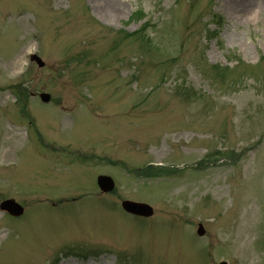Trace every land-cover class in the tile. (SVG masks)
<instances>
[{"label":"rangeland","instance_id":"1","mask_svg":"<svg viewBox=\"0 0 264 264\" xmlns=\"http://www.w3.org/2000/svg\"><path fill=\"white\" fill-rule=\"evenodd\" d=\"M114 1L0 0V264H264V0Z\"/></svg>","mask_w":264,"mask_h":264},{"label":"water","instance_id":"2","mask_svg":"<svg viewBox=\"0 0 264 264\" xmlns=\"http://www.w3.org/2000/svg\"><path fill=\"white\" fill-rule=\"evenodd\" d=\"M31 60L35 61L39 67L44 66V62L37 56H33ZM40 97L41 100L44 102L50 101V97L48 94H41ZM98 185L101 191L104 193L111 192L115 186L114 181L110 177H106V176H100L98 178ZM122 208L128 213L140 217L149 218L152 217L154 214L153 207L145 203H138V202L126 200L123 201ZM0 209L2 211L8 212L12 216H21L24 212L23 207L13 199H8L3 201L0 205ZM197 234L199 236H203L205 234V229L202 224L198 226ZM221 264H226V263H221Z\"/></svg>","mask_w":264,"mask_h":264},{"label":"bare ground","instance_id":"3","mask_svg":"<svg viewBox=\"0 0 264 264\" xmlns=\"http://www.w3.org/2000/svg\"><path fill=\"white\" fill-rule=\"evenodd\" d=\"M108 1H109L110 9H111V10H112V9H115L116 11H118V10L121 9L120 5L116 4L114 0H108ZM111 10H110V11H111ZM115 10H114V11H115Z\"/></svg>","mask_w":264,"mask_h":264}]
</instances>
